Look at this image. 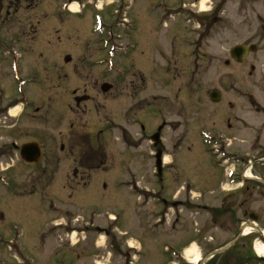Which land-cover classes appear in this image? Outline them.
Returning a JSON list of instances; mask_svg holds the SVG:
<instances>
[{
  "label": "rangeland",
  "instance_id": "rangeland-1",
  "mask_svg": "<svg viewBox=\"0 0 264 264\" xmlns=\"http://www.w3.org/2000/svg\"><path fill=\"white\" fill-rule=\"evenodd\" d=\"M111 1L113 0H101L100 5ZM114 1L117 3V0ZM164 1H134L130 15L126 12V17L130 16V21L135 23L134 30L132 31L120 24H118L120 27L114 29L116 37L111 44L112 48L113 46L116 47L118 42L122 44L130 42L132 44V48L125 56H118V63H139L149 61L154 57L159 60L160 57L157 56L159 50L156 54L154 44L157 43V47H160L162 52L170 53L171 31L178 27L182 28V31L178 33V37H188L190 41L188 49L184 48V51L199 55V49L204 47L203 51L208 56H212V60L208 58L203 60L205 69L200 74L201 76L204 73L206 76L204 78L205 91L209 89L207 86H213V79L218 75L223 77L228 76L230 73H236L237 78L239 75H243L238 84L246 83L244 70L248 66L247 62L233 63L229 53L233 46L246 43L250 35L248 33L250 23L253 30L259 27L261 0H203L207 9L209 7L211 12V7H215L213 14L217 20V23L214 24L215 32L208 36L210 37L208 44H204L203 47H199L196 40V37L199 36V30L202 29L199 27L200 24L197 23V20L201 19V16L197 13L200 6L198 5L193 10L182 11L181 15L173 14L174 11H172V16L166 19L165 24H161L160 19L165 14ZM173 1L177 5H182L191 4L195 0ZM89 5L92 6V4ZM250 5L255 11L251 17L247 18L246 12L248 10L246 8ZM89 9L92 8L89 7ZM96 10H93L94 13ZM92 13V11L89 12L91 19L90 16L86 20V16L73 15L68 16L62 23L59 21L56 25L60 28L69 27L72 29L73 35L82 37V39L78 36L71 39L62 38L60 43L51 47L62 63L67 57L77 58L87 55L89 62H92L107 56V50L103 48L104 45H107V41L100 43L99 36L101 34L98 35L97 32H93L95 23ZM103 14L106 24L116 23L118 16H114L113 8ZM102 30L103 28H101ZM97 31L100 30L97 29ZM89 42L90 44L87 46ZM111 46L108 48V52L112 49ZM5 59H7L6 56H2L0 59L1 108H4L13 99L22 96L21 89L24 85L23 82H25H22L18 90L17 83L9 73L10 70L8 71L6 68ZM226 59L231 61V65L228 66L224 63ZM190 61L191 68L196 73L197 63L200 64V61L196 60V56ZM260 62H257L258 74L256 77L259 76ZM112 66L110 63L109 67ZM105 68L106 66L103 65L94 69L99 70L101 74L105 75L104 77H107L104 72ZM193 71L188 73L185 85L192 86L193 79L198 78V75L195 76ZM116 76H118L117 73L112 72L107 78L115 81ZM67 78L62 76V83L65 85L74 84L71 76ZM10 79L13 80L15 87L11 85L8 87ZM146 79L148 84L151 85L149 77H146ZM194 83L196 84V82ZM76 84L81 83L77 81ZM175 88L174 86L165 88L158 83L157 92L169 96L174 101L176 98ZM194 89L199 90L197 86ZM200 89V92L195 91L181 95L180 99L184 100L188 106L183 118L185 120L180 119L175 114L167 116L168 121L172 123L164 131L163 137L166 153H168L166 160L172 162V168L169 169L172 174H170V179L165 177L164 182L161 184L154 182V147L147 139L138 140L139 136L134 133L138 127L135 124L134 114L130 116L131 120L124 125L128 130V134L133 132L130 136L133 135L135 140L133 143H129L130 145L134 144L135 149L132 151V147L128 148L129 152L125 153L127 155L124 157L123 166L115 160L118 157L119 150L113 140H116V136H120L118 120L115 119L116 123L109 124L110 130L107 133L110 140L108 165L111 166L106 171L100 170L94 173L87 188L73 190L68 183V180L71 183L73 181L72 176L68 174L69 161L62 157L63 155L61 156L58 151L55 139L56 124L48 122L43 124L47 152L45 160L39 165H47V167L33 170L23 164L18 153L1 151L5 148L4 144H6L4 143L5 139L2 138V131L5 130V120L9 115L0 109V113H2L0 115V140H2L0 141V176L6 175L8 177V185L0 182V264H22L18 257L20 252L17 248L13 247L11 251L8 246L9 241L13 240L16 233L13 231L15 227L18 228L17 230H21L22 233V239L20 236L19 240L22 242L23 247L21 245L20 250L32 264H56L61 257V260L66 262L65 264H123L124 258L119 256V252L122 249L126 250L127 247L138 248L139 253L130 259V261L137 264H167V259L163 254L167 241H171V247L174 249L181 250L183 245L177 247L176 244L181 242L186 244L193 238H196L198 242H191L187 247L197 248V251L202 254V262L208 264L210 261L207 262V256L211 254L214 247L213 241L209 242L207 240L210 236H214L215 232L213 224L214 186L216 182L223 177L225 178V176H223V172H220L218 176H214L213 156L209 153L207 144L203 141V137L199 132L200 123L197 117L211 114L210 108L204 114H197L199 106L196 101L207 103L210 101L209 97L204 96L202 86ZM119 91L115 90L109 94L106 98L108 100L102 98L101 95L97 96V100L104 101L118 118L120 115L117 111L118 103L116 101L118 100L116 98L120 95L125 96L126 107L133 104L132 91H125L124 93L121 90ZM151 94L152 87L149 86L147 90L141 92V98L149 97ZM67 95L69 100V93ZM207 103L205 107H208ZM119 110L124 113V106L121 103ZM176 111V109L173 110V112ZM28 123V128L36 129L39 125L35 121H29ZM211 123L212 119L209 120L210 125ZM91 125H98L96 129L100 127L99 124L96 123L95 125L93 122H91ZM113 127L116 131L113 130ZM204 129L212 132V127ZM61 130L66 135L68 126L62 125ZM61 140L66 146L68 145L66 138H61ZM209 142L213 143L212 140ZM53 154L60 155L62 160L60 162L53 161ZM115 155L116 157L110 161V157ZM8 164L13 167L6 169ZM135 182L138 184V188L136 186L134 191L137 197L140 196L137 201V197L131 194L126 187V185L135 187ZM186 183L188 185L185 186ZM181 186L186 188L177 199L181 200L183 205L178 206L176 210H170L167 217L169 218V224H167V221L165 224L162 222L157 223L156 213L162 212L163 203L168 201L172 195L175 196L177 191L182 190L180 189ZM139 189L144 190L141 192L143 195ZM192 191L204 194L205 198L195 199L199 194L197 192L193 194ZM158 192L161 193L163 203L141 202V199H145V197L147 199L160 197ZM32 193L35 194L32 195ZM75 212L76 215L80 216H73ZM108 215L110 216L108 217ZM116 217L118 218L114 222L113 220ZM46 222L49 223V226L44 230ZM69 226H71V229ZM108 228L112 229L113 236L104 232ZM48 229H53V233H49L50 230ZM196 229H198V232ZM72 230L73 235L70 233ZM15 253L19 259L15 256Z\"/></svg>",
  "mask_w": 264,
  "mask_h": 264
},
{
  "label": "flooded vegetation",
  "instance_id": "flooded-vegetation-1",
  "mask_svg": "<svg viewBox=\"0 0 264 264\" xmlns=\"http://www.w3.org/2000/svg\"><path fill=\"white\" fill-rule=\"evenodd\" d=\"M76 1L87 10L89 7L95 8L101 0H0V59L2 56L7 57L6 68L10 70L9 73L17 83L18 89L25 81L21 89L22 96L0 108L6 114L12 109L20 108L19 115L6 117L5 130L2 131L6 144L1 151L16 152L20 155L23 145L40 143L44 152L43 159L35 165H25L33 170L46 168L47 165H39L45 160L47 152L43 124H56L55 139L59 153L69 161L68 174L73 179L71 188L74 190L80 186L85 187L91 182L94 173L106 171L111 166L108 165L109 124H115V119L118 120L120 136H116L113 141L119 150L115 160L122 166L125 153L129 152L130 147L132 151L135 149L134 144L130 145L135 140L133 135L130 136L133 132L131 130L132 133L128 134L124 125L131 120L130 116L133 114L135 124L138 125L134 132L140 137L138 140L147 139L154 147V160L159 151L162 152L163 159V133L172 123L168 121L167 116L175 114L185 120L183 118L188 106L180 99L181 95L200 92L202 86L204 96L209 97L210 101L207 103L197 100V114H204L208 108L211 114L197 117L200 123L199 132L204 136L210 134L213 139L214 176L220 175V172L225 176L214 186V247L212 255L206 260L210 261L208 264H264V255L257 253L258 244L264 247V0H261L260 6V25L253 30L251 23L249 24L250 35L244 43L248 46L245 58L248 66L244 70L246 83L238 84L243 75L238 78L236 73L223 77L218 75L213 79V86H207V91L204 90L206 76L204 73L201 76L200 74L205 69L203 60H212V56L203 51V45L208 44V36L215 32V7H211L210 13L199 14V27L202 29L199 30L196 40L199 47H203L199 49V55L184 51V48L188 49L190 41L188 37H178L182 28L175 27L171 31L170 53L162 52L155 43L156 54L159 50V60L154 57L145 62L118 63V76L114 81L107 78L112 72L101 59L89 62L88 56L83 55L77 58L67 57L62 63L51 49L60 43L62 38H75L72 29L56 25L74 15L69 11V7ZM164 4L169 6L167 0ZM111 8L118 16L116 23L124 25L126 14L122 2L113 5L107 3L100 13L103 19V13ZM170 10L183 11V7L171 5ZM246 10L247 18L255 11L251 5ZM89 44L90 42L87 46ZM127 53L128 51H123L118 53V56H125ZM194 55L196 60L200 61V64L197 63L196 73L192 70L190 61ZM257 62H260L258 77ZM224 63L231 65L228 59ZM103 65L106 66L104 72L107 77L94 69ZM191 71L195 76L198 75V78L191 80L192 86L185 85V79ZM62 76H71L74 84H63ZM146 77H149L151 85ZM9 81L8 87H15L13 80ZM77 81L81 84H76ZM158 83L165 88L176 87L174 101L169 96L158 94ZM149 86L152 87V94L141 98V92ZM196 86L200 91L194 89ZM115 90H121L122 93L133 92V104L130 107L125 105V96L116 98L119 118L104 101L97 100L98 95L106 99ZM120 103L124 106V113L119 110ZM206 103L208 107H205ZM174 109L177 111L173 112ZM29 121H35L39 125L36 129L28 128ZM91 122L99 124L100 127L96 129L98 125L92 126ZM64 124L68 126L66 135L61 130ZM206 127H212V132L204 129ZM157 133L159 138L155 139ZM61 138L67 139V146ZM58 154H53V161L62 160ZM115 157L116 155L110 157V161ZM12 167L9 166L8 169ZM169 169V166L163 165L159 171L154 166V182H163L165 177L170 179L172 173ZM178 257L181 258V254H178ZM167 264H171V260L167 259ZM181 264L188 263L183 261Z\"/></svg>",
  "mask_w": 264,
  "mask_h": 264
},
{
  "label": "water",
  "instance_id": "water-1",
  "mask_svg": "<svg viewBox=\"0 0 264 264\" xmlns=\"http://www.w3.org/2000/svg\"><path fill=\"white\" fill-rule=\"evenodd\" d=\"M246 53L247 47L244 45H237L231 50L232 57L238 62L244 61ZM22 158L28 161L29 163H35L39 161L42 158V151L40 146L36 143H29L25 145L22 149ZM158 165L160 166L159 161Z\"/></svg>",
  "mask_w": 264,
  "mask_h": 264
},
{
  "label": "bare ground",
  "instance_id": "bare-ground-1",
  "mask_svg": "<svg viewBox=\"0 0 264 264\" xmlns=\"http://www.w3.org/2000/svg\"><path fill=\"white\" fill-rule=\"evenodd\" d=\"M202 7V11H206L207 10V6L205 5L204 1L201 3ZM72 10L75 11L76 10V6L75 5H72ZM19 111V109H15L13 112L14 113H17ZM257 251L260 255H264V247L260 244L257 245ZM187 255L189 258H192L191 261L196 264L199 260H200V255L197 251V248L195 247H190L187 249ZM194 256V257H192Z\"/></svg>",
  "mask_w": 264,
  "mask_h": 264
}]
</instances>
